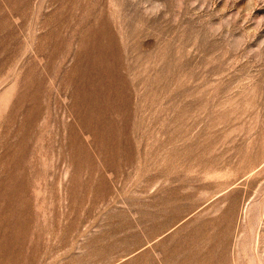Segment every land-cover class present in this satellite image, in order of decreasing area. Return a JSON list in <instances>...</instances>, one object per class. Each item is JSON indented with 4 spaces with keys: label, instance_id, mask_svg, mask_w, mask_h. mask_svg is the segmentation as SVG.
<instances>
[{
    "label": "rangeland",
    "instance_id": "374dc122",
    "mask_svg": "<svg viewBox=\"0 0 264 264\" xmlns=\"http://www.w3.org/2000/svg\"><path fill=\"white\" fill-rule=\"evenodd\" d=\"M0 264H264V0H0Z\"/></svg>",
    "mask_w": 264,
    "mask_h": 264
}]
</instances>
